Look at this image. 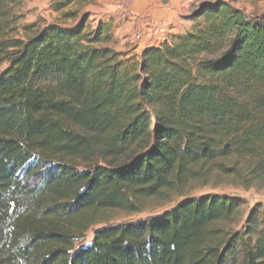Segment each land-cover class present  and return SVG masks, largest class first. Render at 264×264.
<instances>
[{"label": "trees", "instance_id": "16d2710c", "mask_svg": "<svg viewBox=\"0 0 264 264\" xmlns=\"http://www.w3.org/2000/svg\"><path fill=\"white\" fill-rule=\"evenodd\" d=\"M23 1L0 0V264H264V205L240 226L217 194L75 248L113 212L264 184V13L204 1L174 44L126 60L101 24L66 23L94 0L20 33Z\"/></svg>", "mask_w": 264, "mask_h": 264}, {"label": "rangeland", "instance_id": "374dc122", "mask_svg": "<svg viewBox=\"0 0 264 264\" xmlns=\"http://www.w3.org/2000/svg\"><path fill=\"white\" fill-rule=\"evenodd\" d=\"M58 0H24L20 8L19 32L21 33L22 27L30 23H38L43 25L52 21H57L60 18L58 12L53 10L54 3ZM204 1L216 0H181L179 8L176 11L177 17L173 21L166 19H156L157 23H147L146 33H151L147 36V40L142 42L141 36L137 37L136 33L131 31V22L139 18L137 13L126 12L125 18L119 17L116 13V8L122 5L120 1L115 0H94L92 2L83 3L82 6L78 5L79 11L74 19L66 21L68 24H74L79 21H84L85 29L87 31L96 29L99 24L102 25L104 31L111 34L109 45L116 51L120 52L124 59L133 60L138 57L145 46L150 41L152 45H159L162 42L174 44L176 38L186 31H189L197 20L190 21L187 19L197 7ZM230 2L236 8H240L247 14L256 15L264 13V0H225ZM131 0L124 8L130 4ZM76 6H72L74 8ZM67 9V8H66ZM153 20V18H152ZM155 20V19H154ZM182 20L188 22L187 29L184 27ZM173 28H176L177 33ZM185 32L182 33V30ZM6 67V64H0V71ZM81 168V166H80ZM203 194H217L226 195L238 199L241 203L242 216L240 218V226L246 220L250 211L258 204L264 205V184L260 185H234L229 182L209 183L202 187L192 189L184 196H176L168 202L154 203L152 202L146 208L139 212L126 213V212H113L109 214L107 221L98 223L92 226L85 234V237L75 243V248L87 246L92 239L94 229L101 227L105 224H116L127 221H137L145 219L149 216L160 214L165 210L172 208L177 202L187 197H199Z\"/></svg>", "mask_w": 264, "mask_h": 264}, {"label": "crops", "instance_id": "0c3cea01", "mask_svg": "<svg viewBox=\"0 0 264 264\" xmlns=\"http://www.w3.org/2000/svg\"><path fill=\"white\" fill-rule=\"evenodd\" d=\"M181 0H131L127 8L122 5L117 6L116 13L125 18L126 12L137 13L139 18L131 22V31L133 34L139 32L141 33L142 42L146 41L147 36L151 33H146L149 28H147V23H157L156 19H166L167 21H173L177 17L176 11L179 8ZM120 17V18H121ZM153 18V20H152ZM155 19V20H154ZM184 27L187 29L188 22L182 20ZM174 32L177 33V29L173 28ZM185 29L182 30V33ZM150 43L148 45L154 44Z\"/></svg>", "mask_w": 264, "mask_h": 264}, {"label": "built area", "instance_id": "2783aa9c", "mask_svg": "<svg viewBox=\"0 0 264 264\" xmlns=\"http://www.w3.org/2000/svg\"><path fill=\"white\" fill-rule=\"evenodd\" d=\"M115 1H120L122 5H126L129 0H115ZM136 36L139 37L141 36V33L137 32ZM152 45V44H151Z\"/></svg>", "mask_w": 264, "mask_h": 264}]
</instances>
